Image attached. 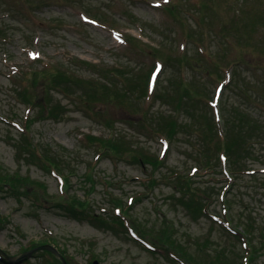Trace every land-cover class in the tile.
<instances>
[{
  "label": "rangeland",
  "instance_id": "374dc122",
  "mask_svg": "<svg viewBox=\"0 0 264 264\" xmlns=\"http://www.w3.org/2000/svg\"><path fill=\"white\" fill-rule=\"evenodd\" d=\"M55 71L76 85L45 88ZM87 136L158 167L99 156ZM0 166L32 181H0L9 264L50 262L23 252L42 242L70 264H264V0H0ZM192 192L202 216L183 207Z\"/></svg>",
  "mask_w": 264,
  "mask_h": 264
},
{
  "label": "trees",
  "instance_id": "16d2710c",
  "mask_svg": "<svg viewBox=\"0 0 264 264\" xmlns=\"http://www.w3.org/2000/svg\"><path fill=\"white\" fill-rule=\"evenodd\" d=\"M228 44H229V42H227ZM231 45V44H230ZM57 72V73H56ZM70 83L71 84H73V85H76V82H73V81H70V80H68V75H66V74H63V73H61V72H58V71H55L53 74H52V77H51V81H50V83H48V84H46L44 87L45 88H50V87H52V86H54V87H59L60 86V88H62V86L63 85H67L68 87L70 86ZM136 87L137 88H139V84H137L136 85ZM21 96H22V98L24 99V100H27V97H29L28 96V94H26V93H24V94H20ZM92 96V95H91ZM46 110V109H45ZM44 110V111H45ZM48 114L51 116V117H53V116H55L56 115V113L55 112H57V109L56 108H54V109H49L48 111ZM212 114V113H211ZM237 120H238V118H237ZM242 121V120H241ZM251 125H253V123L252 122H250V126ZM154 128H156L157 130H159V131H165L166 133H168V132H170V133H174V123L172 122V121H170V120H167V121H162L161 119H159V121H158V123H157V125H155V127ZM258 130L259 129H256L255 130V128H249L248 129V131H247V133H246V135H243V137L244 138H246V140L247 139H249V138H247L248 136H251V132H255V133H257L258 132ZM161 133H163V132H161ZM240 137H238V138H235V137H233V136H230V140L229 141H227V144H226V142L224 143V148H225V150L227 151V153H229L228 155H230V157H231V160H230V165L231 166H237V164H238V162H235V160H234V157H235V155H237V154H241L240 152H239V150L242 148V146H240V145H238V142H237V139H239ZM86 144H88V145H98L99 147H100V149H102L103 150V152L100 154L101 156H102V154H108V157H110V158H113L114 160L116 159V158H119V160H124L125 158H134V160H135V162L136 163H139V164H141L142 165V163L144 164V162L143 161H145V164H148V165H150V167H152V168H157L158 166L156 165V159H151L152 157L150 156V160L149 159H142V158H140L138 155H136V156H133V157H130V155H128V156H124L126 153H127V149L125 148V145L121 142V141H115V140H113V138L112 137H109V138H104V140H103V138H97V137H95V136H87V137H85V141H84ZM33 146V145H32ZM33 148H34V146H33ZM126 149V150H125ZM38 150V149H37ZM38 151H41V153L42 154H44V155H47V154H45V152H43V150H42V148L40 147V149L38 150ZM99 151V150H98ZM226 153V152H225ZM34 153L33 152H31V153H29V154H27L29 157H31V160L34 162L35 160H37L38 162H40L42 165H43V167L45 168L44 170L47 172V173H49V170H48V165L47 164H44V162H46V160L44 159V162L42 161V160H40L37 156H35V155H33ZM50 155V156H49ZM49 155H47V157L52 161V163H56V161L53 159V156L51 155V154H49ZM205 168H208L209 169V167H205ZM232 175H234V173H232ZM29 179V178H28ZM0 181H2V184L4 185V186H7L8 187V189L10 190V191H15V190H17V189H19V188H22V187H26V186H28L29 184H31L32 183V181L31 182H29L28 180H27V178H22L21 176H17L16 174L15 175H7L6 174V171L0 166ZM152 181L153 180H151L149 183H151L152 185H153V183H152ZM188 198H190V200L189 201H182V203H183V207L184 208H186V209H191L192 210V212L195 214V215H197L198 217L199 216H202V213H201V211H202V209L201 208H203L204 206H205V204L207 203H205L204 202V197L202 196V200H203V203L204 204H202V202H201V197H199V195H198V193L197 192H192V193H189L188 195ZM184 199V198H183ZM194 200H196L197 201V204H195L194 203ZM71 202V201H70ZM68 204H70V206H68V210L70 211V212H72V213H70V214H76L77 213V209L78 208H84V203L83 202H80V201H73V202H71V203H68ZM120 203H116V204H114L115 206H113V208H116L117 209V206L119 205ZM204 205V206H203ZM201 206H203V207H201ZM203 212V211H202ZM205 214V213H204ZM122 215H125V216H128L127 215V213L125 212L124 214H122L120 211H119V215H117V216H115L114 218H120ZM207 216H208V214H206ZM119 216V217H118ZM120 221H123V220H120ZM248 226H250V225H248ZM115 229H117L116 227H114ZM124 228V227H123ZM125 229V228H124ZM121 231H122V229H121ZM162 232L165 234V229L164 230H162ZM163 233H160L161 235H163ZM237 234V233H236ZM250 233H248V232H246L245 234H243V235H239V234H237V236H239V238H242V242H244V245L246 246V247H248L249 245H248V242H246L249 238H250V235H249ZM138 237H139V240H141V238H144V237H142L139 233H138ZM141 237V238H140ZM165 237V236H164ZM166 237H168V236H166ZM145 239V238H144ZM161 240H163L162 241V247H159V249L161 250V251H163V252H165V253H168L169 251H172V252H174L173 250H175L176 252H178L177 250H176V248L174 247V246H172V245H170L168 242H167V240L166 239H164L163 237H161ZM241 240V239H240ZM142 241V240H141ZM43 246V245H47L46 243H44V242H42V243H31L30 245H28L29 247L28 248H26V249H24V251L23 252H28V251H31V250H33L35 247H37V246ZM38 253H42L43 254V256H45V257H50V258H52L53 260H51L50 262H49V260H46L45 262H43L42 264H62L57 258H54V257H52V255H50V253H48V252H38ZM175 253V252H174ZM179 253V252H178ZM175 254H177V253H175ZM180 254V253H179ZM34 255L35 254H33L32 256L34 257ZM61 255V254H60ZM178 255V254H177ZM182 255V254H181ZM180 255V256H181ZM220 255V254H219ZM179 256V255H178ZM180 256H179V258H180ZM182 256H184V257H186L184 254L182 255ZM225 255H223V257H224ZM63 257V256H62ZM173 258H177L176 256H174ZM225 258V257H224ZM63 259H64V257H63ZM180 259H182V258H180ZM186 259H188V257H186ZM222 259V258H221ZM220 259V263L221 264H228V263H226V262H223L222 260ZM226 259V258H225ZM185 260V259H184ZM227 260V259H226ZM64 261L66 262V264H70L69 262H68V260L67 259H64ZM185 261H187V260H185ZM0 262L2 263V264H9L7 261H5L3 258H1L0 257ZM188 262V261H187ZM190 262H192V261H190ZM179 263H182L181 261H179ZM192 263H194V262H192Z\"/></svg>",
  "mask_w": 264,
  "mask_h": 264
},
{
  "label": "water",
  "instance_id": "95a60500",
  "mask_svg": "<svg viewBox=\"0 0 264 264\" xmlns=\"http://www.w3.org/2000/svg\"><path fill=\"white\" fill-rule=\"evenodd\" d=\"M38 250L47 251V252L51 253L52 255L58 257L61 260L62 264H66L65 261L63 260V258L60 255H58V252L53 247H51L49 245H43L41 247L33 249L30 252H27L26 254L29 255L30 253H32L34 251H38Z\"/></svg>",
  "mask_w": 264,
  "mask_h": 264
}]
</instances>
